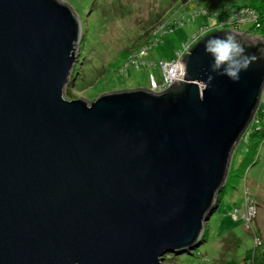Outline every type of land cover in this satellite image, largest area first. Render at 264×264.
Listing matches in <instances>:
<instances>
[{
    "label": "water",
    "instance_id": "1",
    "mask_svg": "<svg viewBox=\"0 0 264 264\" xmlns=\"http://www.w3.org/2000/svg\"><path fill=\"white\" fill-rule=\"evenodd\" d=\"M226 34L255 58L239 82L204 51ZM79 37L67 0H0V264H163L216 207L264 83V36L215 29L161 90L68 99Z\"/></svg>",
    "mask_w": 264,
    "mask_h": 264
},
{
    "label": "rangeland",
    "instance_id": "2",
    "mask_svg": "<svg viewBox=\"0 0 264 264\" xmlns=\"http://www.w3.org/2000/svg\"><path fill=\"white\" fill-rule=\"evenodd\" d=\"M67 1L76 8L80 22L73 80L62 89L68 99H91L111 89L136 86L158 91L162 85L152 87L151 81L160 80L161 60H179L188 45L194 43L195 35L197 40L215 29L243 31L237 27L245 15L241 21L237 19L238 8L252 15L257 13L248 0ZM222 11L230 13L236 22H224L218 16ZM262 17L261 27L254 31L258 36H264V13ZM173 22L176 24L171 26ZM247 32L250 31H244ZM257 104L259 121L249 122L247 131L260 126V136L264 133V86ZM252 139L258 143L259 137L249 136L248 143ZM249 146L246 151L242 139L233 148L229 165L235 173L227 176L219 202L205 222V240L189 252L164 253L163 264H221L230 257L240 259L244 250L253 245L251 229L264 236V137L256 153ZM246 155L249 157L243 162ZM246 161L251 163L246 166ZM246 200L252 207L244 219L254 214L250 227L243 224L241 217Z\"/></svg>",
    "mask_w": 264,
    "mask_h": 264
},
{
    "label": "trees",
    "instance_id": "3",
    "mask_svg": "<svg viewBox=\"0 0 264 264\" xmlns=\"http://www.w3.org/2000/svg\"><path fill=\"white\" fill-rule=\"evenodd\" d=\"M248 2H250V4L253 6V8H255L257 10V18L255 20H253V21L242 22L241 24L238 25L237 28L241 29V30H244V31H250V32L254 33L255 30H257L258 28L261 27V21H262V18H263L262 16H263V13H264V0H248ZM235 9H237V7ZM240 9H242V8H238L237 10H240ZM226 13L228 15H230V13H228L226 11H222V12L218 13V16L219 17L221 16V19H222V17L225 18V16L227 15ZM174 24H176V23L173 22L171 24V26H173ZM202 36L203 35H201V37ZM189 38L190 37H187L186 39H189ZM197 40L195 39L194 42L197 41ZM71 75H73V70H72ZM68 83L71 84V81H69ZM257 105L253 109V113L251 114V116H250L246 126L244 127L243 131L241 132V134L239 136V140H238V141H241L243 139L245 141V150L246 151H249V147H250L249 144H251V150L255 149V153L258 151V145L261 142V139L264 137V133L262 132V134H260V136H261L260 137L259 134L257 135V133L262 130L260 126H253V127L249 128L248 131H247V126H248L249 122H251L252 120L256 121V122L259 121L258 120V116H259V113H260V109L258 108ZM249 136L259 137L258 143H257V141L255 139H252V143H248ZM248 157H249V155H246L243 158L242 161L244 162L246 159H248ZM251 161H246L245 162L246 166L249 163H251ZM231 173L234 174L235 172H231V165H229L228 170H227V174H226V177H225L224 181L227 180V176L230 175ZM224 183L225 182H223V185H224ZM223 185H222V187H223ZM218 202H219V200H218ZM217 203H216V206H217ZM251 207H252V204L250 203V201L246 200V203L244 204V210L241 212V217L244 220L243 224L249 225V227L251 225V220L254 217V214H253V216H248V220H245L244 217L245 216L247 217V212L250 210ZM255 212H256V209H255ZM232 215L236 216L235 213H233ZM206 229L207 228L205 226L203 231H202V234H201V236H200V238L198 240V243H201L202 241L205 240L206 234H207L206 233ZM251 234H252V237H253V245L251 247H247L244 250V253L241 255L240 259H235L234 257H230V258L222 260L221 264H261V263H264V244H263L264 236L260 233V231H256L254 229H251ZM181 252H186V251H175V252H171V253L178 254V253H181Z\"/></svg>",
    "mask_w": 264,
    "mask_h": 264
},
{
    "label": "clouds",
    "instance_id": "4",
    "mask_svg": "<svg viewBox=\"0 0 264 264\" xmlns=\"http://www.w3.org/2000/svg\"><path fill=\"white\" fill-rule=\"evenodd\" d=\"M204 51L212 56L210 71L226 76L233 82H239L240 73L246 71L255 59L251 53L246 54L232 34L208 39L204 44ZM207 79L210 82L213 76L209 75Z\"/></svg>",
    "mask_w": 264,
    "mask_h": 264
},
{
    "label": "built area",
    "instance_id": "5",
    "mask_svg": "<svg viewBox=\"0 0 264 264\" xmlns=\"http://www.w3.org/2000/svg\"><path fill=\"white\" fill-rule=\"evenodd\" d=\"M239 13H235V17L237 18V19H239L240 21L242 20L241 19V17L243 16V15H245L244 17H243V20L241 21V22H244V21H246V20H248V19H250L251 21H253V20H255L256 18H257V13H256V15H252L251 13H249V12H241V10H239L238 11ZM224 19H225V21H228L227 19H230V21L229 22H231V19H234L232 16H230V15H226L225 16V18H223V21H224ZM244 19H246V20H244ZM224 21V22H225ZM234 22H236V20L234 19ZM236 24V23H235ZM237 25V24H236ZM196 39V35H195V37L193 36V42H194V40ZM192 44V43H191ZM191 44H189L188 45V47L191 45ZM188 47H187V49H188ZM187 49L185 50V52L187 51ZM184 52V53H185ZM183 53V54H184ZM180 58V57H179ZM160 70H161V74H160V80H159V82H157V83H155V82H152L151 81V85H152V87H159L160 85H162L161 86V89H163V88H165L174 78H176V79H180L181 77H177V73H176V70H177V67H178V60L177 61H175V60H168V59H164V60H161V62H160ZM263 86H264V83H263ZM263 86H262V88H263ZM161 89H159V90H161Z\"/></svg>",
    "mask_w": 264,
    "mask_h": 264
}]
</instances>
